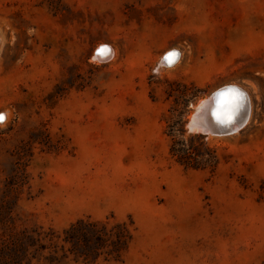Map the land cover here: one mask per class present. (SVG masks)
Instances as JSON below:
<instances>
[{"label": "rangeland", "instance_id": "1", "mask_svg": "<svg viewBox=\"0 0 264 264\" xmlns=\"http://www.w3.org/2000/svg\"><path fill=\"white\" fill-rule=\"evenodd\" d=\"M225 86L244 125L190 132ZM0 113V264H263L264 0H0Z\"/></svg>", "mask_w": 264, "mask_h": 264}, {"label": "trees", "instance_id": "2", "mask_svg": "<svg viewBox=\"0 0 264 264\" xmlns=\"http://www.w3.org/2000/svg\"><path fill=\"white\" fill-rule=\"evenodd\" d=\"M173 133V130H171ZM170 154L174 159L181 164L189 163V154L186 149V144L183 140H173L170 147ZM65 238L63 241L65 243L75 244L79 240L83 242L84 248L89 249L91 243L96 244L97 246L103 245L105 243V238L112 236L113 233L107 231V227L102 223H88L83 221H77L75 224L71 225L65 232ZM116 238L115 244L118 242L124 241L123 232L114 233ZM32 245L35 239L29 237L28 239ZM42 247V246H41ZM43 249V248H41ZM264 264V262H263Z\"/></svg>", "mask_w": 264, "mask_h": 264}, {"label": "water", "instance_id": "3", "mask_svg": "<svg viewBox=\"0 0 264 264\" xmlns=\"http://www.w3.org/2000/svg\"><path fill=\"white\" fill-rule=\"evenodd\" d=\"M230 88H235L232 86L225 87L223 89H220L213 94L209 96V98H212V104L208 108L204 107L206 102H203L198 106V116L192 118L187 126L189 127V131L198 130L200 131L199 133L208 136V135H229L232 134V127L237 126L238 129H240L246 119H245V113H246V98L242 94L239 93V96H241L242 101V106L239 107V113L237 115H234L231 118V121L228 123H220L217 119L214 117V111L216 107H218L219 104V97L220 93H225L227 90ZM208 98V99H209Z\"/></svg>", "mask_w": 264, "mask_h": 264}, {"label": "bare ground", "instance_id": "4", "mask_svg": "<svg viewBox=\"0 0 264 264\" xmlns=\"http://www.w3.org/2000/svg\"><path fill=\"white\" fill-rule=\"evenodd\" d=\"M109 51H108V54L106 55V56H104V57H101V56H99V55H97L96 57H97V59H99L100 61H103V60H105V59H107L111 54H112V51L110 50V48H108V46H105ZM101 48V47H100ZM173 52V51H172ZM174 53H176V52H174ZM96 54H97V52H96ZM177 54V53H176ZM178 58V54L175 56V58L173 59V62L172 63H169V62H167V61H165L164 59H162V63L161 64H163V66H171V65H173V63L176 61V59ZM226 87V86H225ZM232 87H235V88H230L229 90H231V91H229V90H227V92H225V96L222 98L221 96L219 97V103L223 100L224 101V108H227L228 107V101H230L233 97H235L236 98V100H235V104L232 106V108H231V111H232V117L234 116V115H237L239 112V107H241L242 106V101L243 100H241V96H239V93L240 94H242L243 96H245V98H246V113L244 114L245 115V117L247 116V114H248V111H249V102H248V99H247V94L243 91V90H241L240 88H238V87H236V86H232ZM222 89H223V87H222ZM218 91V90H217ZM212 98H209V99H206V100H204V101H201V102H199L195 107H194V111H193V114H192V118H194V117H196V115L198 114L197 112H198V106H200V104H202L203 102H206V104H205V106L204 107H206V108H208L209 106H211V104H212ZM217 108L218 107H216V109H215V111H217ZM214 111V112H215ZM198 116V115H197ZM214 117H215V119H217L216 118V116L214 115ZM191 118V119H192ZM238 129V127L237 126H235V127H232V131L234 132V131H236ZM194 132H196V133H199L200 131H198V130H193ZM213 136H222V135H213Z\"/></svg>", "mask_w": 264, "mask_h": 264}, {"label": "snow or ice", "instance_id": "5", "mask_svg": "<svg viewBox=\"0 0 264 264\" xmlns=\"http://www.w3.org/2000/svg\"><path fill=\"white\" fill-rule=\"evenodd\" d=\"M108 49L105 46H101V48H99L97 50V55L104 57L108 54ZM177 54L174 52H168L163 59L169 63L173 62V59L175 58ZM231 91V90H229ZM220 95L222 98L226 95L225 93H220L218 94ZM235 100L236 98L233 97L230 101H228V107L224 108V101L222 100L219 104H218V108L217 111H215L213 114L216 116L217 120L220 123H228L231 121L232 118V111L231 108L232 106L235 104ZM4 120V115L2 113H0V122H3Z\"/></svg>", "mask_w": 264, "mask_h": 264}]
</instances>
